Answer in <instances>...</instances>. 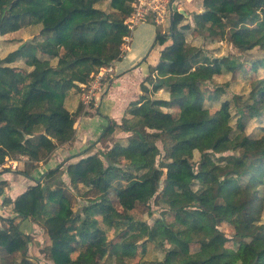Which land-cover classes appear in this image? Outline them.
I'll return each mask as SVG.
<instances>
[{
	"label": "trees",
	"instance_id": "trees-1",
	"mask_svg": "<svg viewBox=\"0 0 264 264\" xmlns=\"http://www.w3.org/2000/svg\"><path fill=\"white\" fill-rule=\"evenodd\" d=\"M131 2L0 0V35L39 24L35 47L46 56L28 57L32 68L21 80V67L14 63L25 57V45L0 55V97H7L0 101V165L7 157H26L21 172L32 176L39 162L73 140L84 105L71 111L65 99L81 92L101 67L122 58L124 38L131 33L125 24ZM184 18V12L175 10L170 32L159 31L158 43L172 42L161 50L158 65L142 84V95L130 104L122 123L112 122L102 135L109 137L118 127L132 133L125 165L139 162L134 168L138 173L130 177L123 166L106 163L99 154L66 167L74 190L52 183L63 173L60 166L44 172L25 193L6 200L13 203L14 216L2 218L7 226H0V264H21L19 259L28 256L32 238L21 229V221L37 217L44 218L42 227L50 239L46 250L54 264H107L96 249L99 245L106 256L121 262L140 256L131 264H145L147 242L163 252L154 264L264 260V56L250 67L255 73L246 76L251 96L237 106L239 117L233 120L231 107L242 97L216 106L225 88L209 89L206 82L223 71L234 74L243 63L189 45L184 30L191 24L179 27ZM193 20L196 31L213 27L220 38L241 49L259 47L264 52V0H203V11ZM161 89L171 99L154 97ZM256 120L260 131H248ZM157 140L163 142L167 159L174 149L197 150L203 168L195 170L187 157L176 167L167 160L158 165ZM115 145L122 147L121 142ZM78 193L84 203L75 209ZM113 193L118 207L110 199ZM156 194L165 205L161 214L152 223L136 218L133 211L149 205ZM222 224L234 229L237 247L228 245ZM108 229L118 240L109 239Z\"/></svg>",
	"mask_w": 264,
	"mask_h": 264
},
{
	"label": "rangeland",
	"instance_id": "rangeland-1",
	"mask_svg": "<svg viewBox=\"0 0 264 264\" xmlns=\"http://www.w3.org/2000/svg\"><path fill=\"white\" fill-rule=\"evenodd\" d=\"M192 1L191 3H197L199 2V0H190ZM198 4V3H197ZM197 4L196 7H197ZM179 7L181 10H185V13L190 11L188 10V4L185 5L183 3V6H181V3H178ZM194 5V6H195ZM182 7V8H181ZM203 6L199 7V10L202 11ZM192 16V13H191ZM172 20L166 24L165 26H167V28H164L163 30H167V33L170 32V24H171ZM191 24V28L185 29L184 32L186 33V41L189 45H193L196 46L198 48H202L203 50L207 51V53L209 55H214L217 57H224L223 60L226 61L227 58H232L234 60H237L241 63H243V69H240L238 71H236L234 74L232 73H228V72H224L221 74H216L215 77L213 78V80L211 81H207L206 84L209 87V89L214 88L215 86H223L225 88V92L222 94V96L220 97V99L218 100V102L215 103L216 106L220 105V101H224L226 99L232 100L233 97H235V95H239L242 97V99L237 100L236 102V106L233 105L231 107V114L233 117V120L236 119L237 117H239V113L237 111V106L239 104H242L244 99L249 100L250 96H251V85H250V79L248 78L251 75L252 77H255V73L254 71L250 70V67H252V63L255 60L260 59L261 57L264 56V52L259 48V47H253V48H239L236 45H234L229 39H222L220 38V34L219 32L216 30V28H208L206 27L204 30L202 31H196L195 29H193L194 26V20H192V17H187L184 18L180 24V28L181 26L185 25V24ZM40 31V25L39 24H31L28 26H24L22 27L20 30L15 31V32H11L5 35H0V55L1 56H5L7 55L10 51L25 45V50H24V58L16 61L14 64L18 65L19 67H21V69L18 71V74L21 78V80L24 78L26 72L28 70H30L32 68L31 65H29L27 63V59L28 57H30L32 54H37L40 57H46L44 56L41 52L40 49L39 51L37 50V46L35 44L36 40V36L38 35V32ZM128 36V35H127ZM126 37V36H125ZM130 38V37H128ZM125 39V38H124ZM171 43V42H170ZM128 42L125 43V46H127ZM36 46V47H35ZM125 49V48H124ZM63 53L65 52V49L62 51ZM125 53V50H124ZM123 53V55H124ZM122 55V56H123ZM60 57H55L52 62L53 64H56V62L58 61ZM117 61V60H115ZM244 70V73H243ZM243 73V74H241ZM260 74V73H257ZM248 75V77L246 78V76ZM110 78V77H109ZM107 78V80L109 79ZM92 80V78H91ZM90 82V81H89ZM107 82V81H106ZM105 84V80L103 83V86ZM83 86V85H82ZM81 86V89H82ZM103 91V87L101 90L98 91L97 95L95 96V100L94 105L91 104L90 106V111L92 113L97 112V103L99 100V97L101 96V93ZM83 89L81 92H77L76 94L78 95V98L81 97V103L84 105L83 101H82V93ZM158 95V96H157ZM154 94V97H159V98H166V99H171L172 96L169 95V93L167 92H159L158 94ZM170 97V98H169ZM7 97H0V101L6 100ZM66 100V99H65ZM65 106H67V102L65 103ZM167 111H176V108H164ZM260 125L261 122L259 120L256 121H252L250 122V124L248 125V131H260ZM151 131V130H149ZM114 133V132H113ZM116 132L112 135H110L109 137L106 138V140H103L101 142V147H100V151H103V153H97L99 155H101V157L105 156L104 150H107V147H114L115 142L118 140H123L122 138L126 139V137H128L129 133L123 135V133H119ZM96 138H94L93 140H95ZM157 145L160 147V154L157 156V164L158 165H162V162H164L165 160L173 162L175 163V167L178 166L179 161L184 158L187 157L188 160L191 162V164L194 166L195 170H199L201 168H203L202 164H201V154L200 152H198L197 150H193V151H186L183 150L181 148L178 149H174V154L173 156H171L169 159L166 158V150L164 148V144L161 140H157ZM226 155L229 154V152L225 153ZM106 158V156L104 157ZM11 157H7L6 163L0 165V171H4V172H10V170H13L16 174H20L22 170L25 169V165L21 164V165H17L15 167L12 166H8V160H10ZM119 161V160H118ZM124 161V159H123ZM125 168V171H127V173L129 174L130 177H135V175L138 173L137 170H129V168L125 165V161L122 162V165ZM61 167V166H60ZM62 169V168H61ZM167 170V168H165V171ZM62 176L61 177H54L52 178V183H54L55 186H63L66 185L69 188H71L72 190H74L73 187H71V179L70 176L68 175L67 172H65V168L62 169ZM64 174V175H63ZM43 182H45V179H43ZM32 185L28 186L27 188L35 185V183L32 181L31 182ZM80 186L84 187V189L86 188L83 184H80ZM162 189V186L159 188V191ZM91 194H94V192L91 190L90 191ZM114 198V202L117 204V198L115 196V194L113 193L112 195ZM9 191H7L6 189V184H3V181H0V218L3 215H10L12 214L13 211V206H10L12 208V210L9 208V203L6 202V200L9 198ZM77 203V204H76ZM76 203L74 208L78 209L80 207V205H82L84 203L83 200V196L80 195L79 193L76 194ZM165 205L162 202V200L159 197V194H156L155 197H153L150 202L149 205H146L145 207H138L137 209H135V211H133V214L136 218L138 219H142V220H146L149 223L153 222V219L158 217L161 214V211L164 209ZM263 220H264V213H263ZM0 223H1V227L4 223H2V220L0 219ZM38 223L35 222V224ZM40 224V223H38ZM36 224L38 227L36 228V230L34 232L31 233V243L28 247V254L30 256V259H22L20 258L19 260L21 261V264H54V261L50 258L49 253L47 252V245H49L50 243V239L49 236L47 234V232L45 231V229L40 228L42 226V224L38 225ZM222 227L224 229V231L226 232V234L229 236L230 238V242L228 243L229 246L231 247H237V239L234 236V229L232 227H230L229 225L224 226V224H222ZM116 235L115 231L113 229H108V236L109 239H114V240H118L117 238H114ZM143 242H140V244H142ZM147 246V255H146V261H148L145 264H154L153 262L155 261L156 258H161L162 257V251L159 247H157L154 243L152 242H147L146 243ZM197 246H193V248H196ZM97 251L99 252L101 258H105V262L107 264H131L134 263L135 260H138L140 258V256L134 257V259L129 260V258H126L124 262H121L119 259L117 260L115 257L113 256H106V250L104 248H102L100 245L96 247ZM140 251V249H139ZM4 254L0 251V261H1V257ZM106 256V257H105ZM116 256V255H114ZM33 260H32V259ZM212 264V263H211ZM215 264V263H213ZM260 264H264V260H261Z\"/></svg>",
	"mask_w": 264,
	"mask_h": 264
},
{
	"label": "crops",
	"instance_id": "crops-1",
	"mask_svg": "<svg viewBox=\"0 0 264 264\" xmlns=\"http://www.w3.org/2000/svg\"><path fill=\"white\" fill-rule=\"evenodd\" d=\"M178 1L181 3V6H183V3L185 5L188 4L187 7L190 14L189 12L185 13V10L183 11L180 9L185 13V18L192 17L193 20V15L201 12L199 7L203 6V0H199V2H197L198 4L191 3L192 1L190 0ZM195 4H197V7ZM164 28H167V26L159 27L155 26L153 23L144 22L132 31L130 40L125 47L123 57L114 63L115 72L103 86L101 96L99 97V100H97V112L92 113L91 111L88 112L84 110L77 119L75 124V135L71 142L59 146L47 161L39 162L32 173V176H27L23 172L16 174L13 170H10V172L0 171V181H3V184H6V189L9 191L10 197L8 199L15 200L18 196L25 193L30 188L27 187L32 185V181L36 183L37 179L40 178L39 176L52 168L61 166L62 169H66L69 164L75 163L81 158L97 153H103V151H100V147L101 142L107 138L102 137L105 128L112 122L118 124L122 123L127 115V110L130 104L137 101L142 95V84L147 83L145 81L150 74L151 67H156L158 65L161 50L167 44L172 42L171 38H169L165 44L157 42L156 39L159 31L167 33V30H163ZM159 92L163 93L167 91L161 89L156 95ZM80 101L81 97L78 98L76 93H72L67 96L65 100V103L67 102L66 107L73 111L81 103ZM116 132L123 133V135L129 133V135L126 139L122 138L123 140L115 142H121L122 147H118L117 145H114V147H107V150H104L106 158H104L105 156H102L101 158H103L106 163L111 161L122 165V162L124 161L126 164V153L132 148V143L129 138L132 133L122 130L120 127L116 128L114 133ZM94 138L96 139L93 140ZM11 159L16 160L18 163L17 165H25V162L27 161L26 157ZM138 164L139 162L137 161L131 163V165L128 166L129 170L134 169ZM61 176L62 175H59L58 177ZM113 198L114 197L110 195V199L114 202ZM118 205L119 204L117 203L116 206L118 207ZM10 206H13V203H9V208L12 210L13 207L11 208ZM13 216V213L7 216L3 215L0 219L11 218ZM16 221L19 222L20 219H17ZM37 221L42 224L44 218L37 217L35 221L22 220L21 229L31 235V233L38 227L36 225L38 223L35 224ZM2 223H4L2 227L7 226V222L2 220ZM24 259H30L29 254ZM19 262L21 263L20 260Z\"/></svg>",
	"mask_w": 264,
	"mask_h": 264
},
{
	"label": "built area",
	"instance_id": "built-area-1",
	"mask_svg": "<svg viewBox=\"0 0 264 264\" xmlns=\"http://www.w3.org/2000/svg\"><path fill=\"white\" fill-rule=\"evenodd\" d=\"M178 0H132V12L125 18V24L132 31L141 23L150 22L155 26L165 27L172 18L175 10L181 11L178 5ZM131 33L125 37V42L122 45L123 51L125 43L129 42ZM123 57V56H122ZM111 62L109 65L103 66L100 70L92 75V80L82 86L83 94L82 101L84 103V110L90 111L91 104L94 105L95 96L98 91L102 89L104 80L111 77L115 72L114 63ZM17 161L10 159L8 160V166H17Z\"/></svg>",
	"mask_w": 264,
	"mask_h": 264
},
{
	"label": "water",
	"instance_id": "water-1",
	"mask_svg": "<svg viewBox=\"0 0 264 264\" xmlns=\"http://www.w3.org/2000/svg\"><path fill=\"white\" fill-rule=\"evenodd\" d=\"M181 12H183V11H181Z\"/></svg>",
	"mask_w": 264,
	"mask_h": 264
}]
</instances>
